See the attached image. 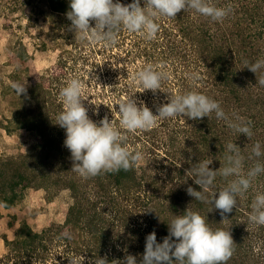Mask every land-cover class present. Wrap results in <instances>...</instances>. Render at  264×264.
<instances>
[{
	"label": "trees",
	"instance_id": "1",
	"mask_svg": "<svg viewBox=\"0 0 264 264\" xmlns=\"http://www.w3.org/2000/svg\"><path fill=\"white\" fill-rule=\"evenodd\" d=\"M120 2L127 5L132 0ZM209 2L230 8V14L222 22H214L194 10H181L175 18L157 21L160 29L153 40L121 30L118 42L100 51L103 56L98 66L112 78L110 88L119 101L136 84L133 77L137 71L149 64L161 66L169 73L161 90L153 94L139 88L135 94L154 114L169 102L168 96L195 90L219 101L230 118L235 114L250 122V138L233 132L214 113L199 120L186 116L158 119L151 130L121 129L131 151L148 155L145 164L129 171L81 178L71 170V153L64 146L65 130L56 124L64 106L53 97L51 75L39 74L24 49L15 54L17 59L12 57L31 78V96L37 106L30 113L16 115L15 120L39 136L31 153L0 156V222L16 232L14 239L5 240L8 252L0 257V264H95L99 258L116 264L128 255L140 264L146 236L155 231L157 241L162 242L168 235L167 223L186 210L204 216L213 230L230 231L235 250L227 264H264V226L249 221L254 196L264 192V175L237 198V207L224 217L220 210L213 207L210 211V203L195 200L187 191L189 187L202 190L194 182L193 165L208 160L213 161L210 167L214 170L223 167L229 142L241 148L245 172L257 159L252 157L254 144L264 145V86L257 83L264 77V69L255 74L245 68V62L264 60V0ZM47 4L58 17L66 16L64 24L71 25L66 15L70 0H47ZM91 26H95L94 21ZM125 40H129L128 47L123 45ZM122 47L126 53L121 59L115 49ZM192 74L199 79L192 81ZM111 114L107 119L120 128V115L114 109ZM226 183L218 175L209 198ZM32 187L70 190L73 203L62 224L38 232L25 220L18 226L16 215L4 214L2 209H11ZM65 232L71 239L63 236Z\"/></svg>",
	"mask_w": 264,
	"mask_h": 264
},
{
	"label": "clouds",
	"instance_id": "2",
	"mask_svg": "<svg viewBox=\"0 0 264 264\" xmlns=\"http://www.w3.org/2000/svg\"><path fill=\"white\" fill-rule=\"evenodd\" d=\"M132 0L122 4L120 0H70L67 19L71 21L70 30L80 40L93 44L112 47L118 42L121 30L139 34L146 40H153L159 32L157 21L161 18H175L177 13L195 11L214 22H222L231 12L230 8L218 7L209 0ZM94 21L95 26H91ZM245 68L253 73L264 69V60L254 64L245 62ZM19 67V65H17ZM169 78V73L161 66L151 64L137 71L133 77L138 87L155 94ZM192 81L199 79L196 74ZM26 83V82H25ZM25 83L13 82L11 87L17 95L26 94ZM257 83L264 86V77ZM130 91L128 97L117 102L120 115V128L104 118L98 123L88 115V108L83 101L84 84L79 77H73L60 90L64 110L58 115L57 123L65 130L64 146L70 151L73 161L72 171L81 178L88 179L104 173L129 171L138 165L144 155L141 151H131L126 145V132L147 131L156 126L158 119L186 116L199 120L213 113L218 120H224L227 127L235 133L252 136L250 122L233 114L230 118L221 103L201 92L192 90L175 96H168V103L157 108L156 114L143 100ZM235 143L226 145L224 165L214 170L213 161L205 160L193 165L191 172L195 184L201 191L189 187L188 194L195 200L210 203L225 216L237 207V198L246 194L254 182L264 175V145L256 142L252 148V157L257 158L253 166L245 172V157ZM250 157V158H252ZM227 183L219 192L210 193L217 176ZM218 193V196L216 195ZM249 221L257 226H264V192H257L251 204ZM209 211V212H210ZM160 218V217H159ZM226 220L223 219V221ZM168 225V235L162 242L157 241L153 231L145 239V250L140 264H227L234 253V241L230 231L213 230L205 217L197 212L186 210L183 215H174ZM71 239L68 232L63 233ZM175 238V239H173ZM116 264H137L136 257L126 256ZM95 264H108L105 258H99Z\"/></svg>",
	"mask_w": 264,
	"mask_h": 264
},
{
	"label": "rangeland",
	"instance_id": "3",
	"mask_svg": "<svg viewBox=\"0 0 264 264\" xmlns=\"http://www.w3.org/2000/svg\"><path fill=\"white\" fill-rule=\"evenodd\" d=\"M65 17L53 13L47 0H0V156L31 153L39 136L37 131L20 127L19 121L15 120L37 107L31 96V78L14 62L15 54L23 49L31 56L39 74L51 75L53 84L49 87L57 102L63 103L60 90L70 79L79 77L84 84V94L88 96L83 103L93 121L99 124L112 115V109L118 113L116 103L119 100L110 88L112 78L102 73L98 66L104 46L80 40L70 30V25L64 24ZM127 43L129 40L123 45L126 47ZM115 52L121 59L126 53L124 47ZM13 82H26V94L17 95L11 87ZM139 88L135 84L129 91L137 92ZM142 153L144 159L140 163L145 164L148 155ZM72 203L69 189L56 192L55 189L47 191L44 187H32L24 191L20 202L2 211L16 215L18 226L25 220L33 230L40 232L62 224ZM15 237L16 232L0 222V257L8 252L5 240Z\"/></svg>",
	"mask_w": 264,
	"mask_h": 264
}]
</instances>
